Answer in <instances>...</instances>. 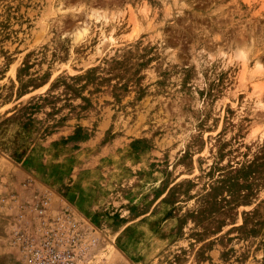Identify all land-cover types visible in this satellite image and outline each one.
Instances as JSON below:
<instances>
[{"label":"rangeland","instance_id":"obj_1","mask_svg":"<svg viewBox=\"0 0 264 264\" xmlns=\"http://www.w3.org/2000/svg\"><path fill=\"white\" fill-rule=\"evenodd\" d=\"M61 3L0 0V264H264V0Z\"/></svg>","mask_w":264,"mask_h":264},{"label":"built area","instance_id":"obj_2","mask_svg":"<svg viewBox=\"0 0 264 264\" xmlns=\"http://www.w3.org/2000/svg\"><path fill=\"white\" fill-rule=\"evenodd\" d=\"M72 248V243L60 236L46 237L32 247L28 262L29 264H73Z\"/></svg>","mask_w":264,"mask_h":264},{"label":"crops","instance_id":"obj_3","mask_svg":"<svg viewBox=\"0 0 264 264\" xmlns=\"http://www.w3.org/2000/svg\"><path fill=\"white\" fill-rule=\"evenodd\" d=\"M75 192H77V193L75 194ZM79 192H83V190L80 191V189H76V188L70 190V193H69V197L71 199L70 202L73 203L76 207H78L76 204V203H78V205H79L78 208L80 210H82L83 213L85 214V206L83 205V203H85V200H83V203L81 202L82 200H80V198L77 195ZM84 196H85V194H84ZM79 202H81V203H79Z\"/></svg>","mask_w":264,"mask_h":264},{"label":"bare ground","instance_id":"obj_4","mask_svg":"<svg viewBox=\"0 0 264 264\" xmlns=\"http://www.w3.org/2000/svg\"><path fill=\"white\" fill-rule=\"evenodd\" d=\"M58 3H59V4H62V3H61V0H58ZM175 9H176V8H175ZM215 37H216V36H215ZM217 37H218V36H217ZM217 37H216V39H215V38H213V39H215V40H216L215 42L219 41V38L217 39ZM150 38H151V37H150ZM152 39H153V38H152ZM75 40H76V39H75ZM166 43H167V42H166ZM128 129H129V127H128ZM258 145H259V144H258Z\"/></svg>","mask_w":264,"mask_h":264}]
</instances>
